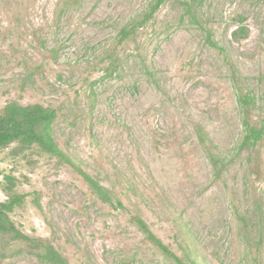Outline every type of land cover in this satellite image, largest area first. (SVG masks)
<instances>
[{
    "label": "rangeland",
    "instance_id": "rangeland-1",
    "mask_svg": "<svg viewBox=\"0 0 264 264\" xmlns=\"http://www.w3.org/2000/svg\"><path fill=\"white\" fill-rule=\"evenodd\" d=\"M197 1L145 18L153 0H0V111L55 109L58 147L112 198L35 146L0 149V202L10 175V219L67 264H177L134 217L183 261L264 264V135L242 146L236 100L264 121V0ZM0 264L50 263L0 234Z\"/></svg>",
    "mask_w": 264,
    "mask_h": 264
},
{
    "label": "trees",
    "instance_id": "trees-1",
    "mask_svg": "<svg viewBox=\"0 0 264 264\" xmlns=\"http://www.w3.org/2000/svg\"><path fill=\"white\" fill-rule=\"evenodd\" d=\"M165 1L166 0H153L145 18H148V16L151 17L158 7ZM201 1L202 0H198L197 2L200 3ZM186 7L187 10L191 11V4H187ZM204 30V40L206 43L218 48L212 32L210 30ZM243 33H245V30L242 27L232 31L233 40H240L244 36ZM129 34L130 31L127 29H122L120 31L121 37H126ZM236 100L241 111V123L244 129L242 146H253L264 135V121L262 120L259 123H255L248 117L250 108L255 104V96L248 92L238 91ZM55 118V109L44 106L40 103L27 105L20 104L16 101L6 103L0 111V149L8 147L11 144H15V148L19 151L27 150L35 146L42 152L55 156L62 162L71 165L89 184L94 192L98 194L101 200L112 204V198L110 197L108 190L79 166L75 165L73 161L58 147L52 135V125ZM209 157L214 161L212 155ZM0 174H2L1 171ZM3 177L9 182L10 189L5 191L7 199L0 202V234H6L13 239L22 240L30 244L34 247L36 256L41 260L50 264H67L65 258L52 244L25 234L14 225L9 217V213L15 206H18L23 202L25 195L13 190L14 177L10 175H3ZM117 203L120 205L119 202ZM134 221L162 250V252L173 258L177 264H196L195 261L190 259L183 261L169 251V249L150 232L144 221L140 218L134 217Z\"/></svg>",
    "mask_w": 264,
    "mask_h": 264
}]
</instances>
